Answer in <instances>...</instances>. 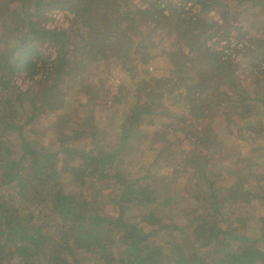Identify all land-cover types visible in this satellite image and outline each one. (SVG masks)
I'll return each mask as SVG.
<instances>
[{
	"label": "trees",
	"instance_id": "trees-1",
	"mask_svg": "<svg viewBox=\"0 0 264 264\" xmlns=\"http://www.w3.org/2000/svg\"><path fill=\"white\" fill-rule=\"evenodd\" d=\"M10 1L15 5L20 0ZM162 1L149 0L144 11L131 8L128 1H38L39 13L44 8L74 13L87 38L93 20L106 22L108 39L109 27L124 18L151 20L134 30L139 36L135 41L128 32L133 24L117 29L126 37L119 56L141 65L155 53L154 46L142 44L144 33L160 29L174 37L164 54L188 59L203 46L201 26L216 33L214 49L198 52L201 64L195 76H187L193 63L169 58L170 66L162 62L158 73L145 69L147 76L140 79L153 92L165 89L166 81L185 83L188 91L181 102L187 110L201 108L197 119L162 113L154 102H137L126 105L119 129L104 122L97 130L87 114L86 123L77 124L62 142L37 121L36 109L44 110L48 91L33 100L35 93L19 90L13 77L19 57L30 73L41 58L42 42L62 50L69 35L46 30L30 16L7 23L11 38L0 44V264H83L84 259L90 264H264V155L254 156L249 164L242 151L229 153V147L241 149L247 141L254 144L252 153L264 154V145L257 143H264V38L257 32L264 21L259 24L260 14L254 10L264 12V0H193L200 8L191 14L175 5L176 0L159 8ZM106 2L109 10L103 11L100 6ZM239 26L244 28L240 35H248L255 47L235 44L234 56L217 49ZM30 38L39 45L31 46ZM140 48L141 57L132 54ZM62 69L55 71L54 84L63 80ZM195 88L200 96L194 95ZM64 110L62 119L72 112L69 105ZM218 112L226 119L217 122ZM235 113L247 116L238 130L237 123L228 124ZM210 116H215L214 125L221 124L223 136L204 121ZM186 147L195 151L193 157L184 155ZM217 152L233 162L219 160ZM196 169L203 183L194 177ZM98 183L115 209L101 206L98 194L96 200L85 199L86 185L94 188ZM256 191L259 197L253 198ZM133 202L143 208L136 215L127 212ZM160 238L163 242L157 245L154 241Z\"/></svg>",
	"mask_w": 264,
	"mask_h": 264
},
{
	"label": "rangeland",
	"instance_id": "rangeland-1",
	"mask_svg": "<svg viewBox=\"0 0 264 264\" xmlns=\"http://www.w3.org/2000/svg\"><path fill=\"white\" fill-rule=\"evenodd\" d=\"M38 1L39 0H20L15 5H10V3H12L10 0H0V35L2 36V38L0 37V44L4 43L6 39L11 38L12 31L7 26V23H9L11 19L22 22L21 16H30L31 19L38 21L41 26H44L46 30L56 29L63 33H68L69 37H67L66 40V48L64 47L62 50H59L56 46H53V44L47 43V41L42 42L39 45V42L35 38H30L29 44L31 46L32 44L36 46L39 45L41 53V55H39L41 58L36 62L37 68L34 71L27 73L26 68H24V63L22 62L23 56H21L18 60L19 69L13 77L14 84L19 90L24 91L29 88L32 94L35 93L33 95V100H38L39 96H41L46 90L48 91L45 99H43L45 103L44 110L40 108L36 109L38 124L42 126L43 129L52 131L54 136L61 138V142L65 141L66 136L69 138L72 135V133L69 132L72 128H74L77 124L86 123L87 114L90 115L91 121L97 130L99 129L98 127L101 126L100 124L104 122H106L104 126L110 127V125H112L116 129H119V124L124 118V108L127 104L137 102H140L138 104L143 105L148 104L149 102H154L160 110L162 109V113L175 112L178 116H186L188 119L198 118L201 108L187 110L185 109L186 105H183L181 102L188 91V86L185 85V83L180 84L178 82L166 81V84H164V82H162L165 89L158 88L153 92L152 90L149 91L150 88L142 83L140 79L143 75L147 76V74L144 73L145 69L151 73H155L153 70H157L156 73H158L162 67V62H167L170 66L171 62L169 61V58H174L179 62H187L188 64L193 63L194 66H188V70H192H190L187 76H195L194 69L196 65L201 64L200 57L198 55L200 48L210 47L214 49L211 44L213 43V39H216V33L210 31L207 26H201L203 34L200 36L199 41L200 43L203 42V46L194 49V52L190 55L189 59L183 55L169 57L170 55L168 56L164 54V52H170L171 45L175 40L174 37L169 38V35H165L160 31V29L149 31V34L144 33L145 39L142 41V44H147L150 47L154 46L153 49L155 53L152 56V61H145V64L141 65L140 61L133 62V60H130V57L128 60H123V58L119 56V46L123 44L126 37H124L122 35L123 33L119 32L117 29L126 26L128 23L129 25L133 24L134 28H129L128 32L130 34L132 33V38L135 41V39L139 36L134 33V30L142 28L151 20L141 16L134 20H126V18H124L125 21L121 20L116 26L109 27V29H113L109 31L112 35L109 39L107 38V31H105V27H108L106 22L101 19L93 20L90 23L91 32L87 38L84 30H81L80 32V24L78 23L79 19H76L77 17L74 13L59 8H44L40 9L41 12L39 13V11L36 10ZM116 1H118V3L128 1L131 8L135 7L141 11L150 7L149 0ZM169 1L170 0L162 1L159 8H162L161 6H163L165 2L168 3ZM203 1L208 2V0ZM179 4L187 10V14L197 12L200 8V5L198 3L195 5L193 0H176L175 5L178 6ZM120 8L122 9V7ZM100 9L108 11V3L100 6ZM155 9L157 13L160 11V9H158V5ZM166 9L167 11L169 10V8ZM166 9L164 12H166ZM254 10H257L256 13L260 14L259 24L262 25V21H264V12L261 11L260 8L257 9L256 7H254ZM50 12L55 13V15L59 17L60 21L56 22L53 18L48 19L47 14ZM48 26H53L54 28L49 29ZM152 27L153 24L150 26V30ZM243 30L244 28L242 26L233 29L230 31L228 38L215 46L217 49H221L225 53L231 52L233 49L232 46L235 44L237 46H243L250 43V46L255 47L256 44L253 41L250 40L249 42L248 35H240ZM257 32L263 39L264 27L260 26L259 29H257ZM19 38L21 39L20 35ZM107 42L108 45L106 46ZM226 42L230 45L229 48L224 46ZM105 47L107 48L105 49ZM141 52L142 49L140 48L132 54L137 57H141L143 54V52ZM161 53H163L162 57H160ZM234 53L235 52L233 50V56ZM236 60L242 62V59L239 58V56L236 57ZM60 66L63 68L61 72L64 77L60 83L58 82L59 84H54L53 75L56 70H60ZM240 77H242V75ZM186 81H190V79H186ZM168 82L169 85L167 84ZM50 87L52 88L48 90ZM146 89L147 93L145 91ZM15 90L13 89L14 94L17 96L18 91ZM205 91L206 90L203 89L204 95ZM193 92L194 95L197 96L198 88H195ZM153 94L159 97L157 101L151 98ZM66 105H69L72 112L71 114L69 113L68 116L65 114V118L62 119V115L67 112V109L66 112H64ZM237 106H240V103H238ZM202 107L204 110L208 108V102H204ZM218 107H216V110H220L221 106ZM205 112L207 113L206 110ZM215 116L219 117L217 122L226 119L221 112H218ZM215 116L205 118L204 121L212 123V126L215 127V131L223 136L224 132L221 131V124L217 123L214 125L213 118ZM246 117L247 116H239V113H235L234 117L230 119L228 124L233 126L234 122L237 123L236 130H238L242 126ZM200 120H203V118L200 117ZM147 126L148 125H146V128ZM66 128L69 129L67 130ZM63 132L67 133L63 134ZM165 132L166 131H164V133ZM184 134L190 136L188 131ZM231 139L233 140L234 137H231ZM257 143L259 145H264L261 141H258ZM206 144L208 145L209 143ZM84 147L88 148L90 146ZM253 147L254 144L242 141L241 149L231 146L229 147V153L230 155H238L240 151H242V153L248 155L247 158L249 164H252V161L256 156L264 155L262 151H257L255 154L252 153ZM185 151L184 155L186 154L189 158L195 155V151L191 150L189 147H186ZM215 155L219 158V160L222 159L225 163H232L234 160L233 157L230 158L227 155L218 152ZM261 158L264 159V156ZM204 160L205 159H203V161ZM211 160L212 155L207 158V161L210 162ZM194 177L199 180L200 183H203L201 171L199 169L195 170ZM100 186L101 185H99V183L94 188H90L86 185L83 191L85 199L89 200L92 198L96 200V196L98 194L102 199L101 206L106 204L108 206V211H111L113 208L115 209L113 203L108 201L109 193L102 192ZM256 193L257 191L253 192V198L259 197ZM142 210L143 208L141 206L139 207L135 202H133L131 204V208L127 212L132 213V215H136ZM154 242L159 245L163 241L160 238L156 239ZM90 263L91 262L88 259L83 260V264Z\"/></svg>",
	"mask_w": 264,
	"mask_h": 264
},
{
	"label": "built area",
	"instance_id": "built-area-1",
	"mask_svg": "<svg viewBox=\"0 0 264 264\" xmlns=\"http://www.w3.org/2000/svg\"><path fill=\"white\" fill-rule=\"evenodd\" d=\"M47 17H48V19H49V18H53V19H55L56 22L60 21V20H59V17L56 16L55 13H51V12H50L49 14H47ZM48 28H49V29H53L54 27H53V26H51V27L48 26Z\"/></svg>",
	"mask_w": 264,
	"mask_h": 264
}]
</instances>
